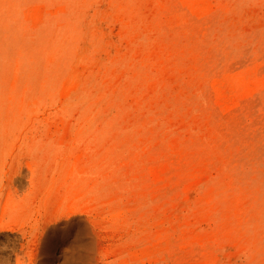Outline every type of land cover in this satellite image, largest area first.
I'll return each mask as SVG.
<instances>
[{"label": "rangeland", "instance_id": "374dc122", "mask_svg": "<svg viewBox=\"0 0 264 264\" xmlns=\"http://www.w3.org/2000/svg\"><path fill=\"white\" fill-rule=\"evenodd\" d=\"M0 211L23 264H264V0H0Z\"/></svg>", "mask_w": 264, "mask_h": 264}, {"label": "crops", "instance_id": "0c3cea01", "mask_svg": "<svg viewBox=\"0 0 264 264\" xmlns=\"http://www.w3.org/2000/svg\"><path fill=\"white\" fill-rule=\"evenodd\" d=\"M8 218L12 225L13 223L16 224L21 220V215L16 213H10L8 215ZM11 225H9L10 227L0 226V234L6 236L7 239L9 238L8 243H11L6 251L7 263L5 264H23L24 261L23 259L21 260L22 249L23 247H27L28 245L27 237L23 236L20 230L15 227H11Z\"/></svg>", "mask_w": 264, "mask_h": 264}]
</instances>
